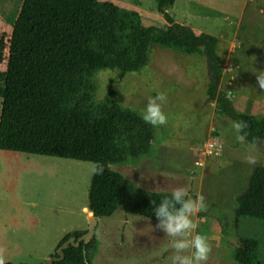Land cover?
<instances>
[{
  "label": "rangeland",
  "instance_id": "rangeland-1",
  "mask_svg": "<svg viewBox=\"0 0 264 264\" xmlns=\"http://www.w3.org/2000/svg\"><path fill=\"white\" fill-rule=\"evenodd\" d=\"M111 2L144 26L166 29L156 0ZM23 0H0V51L8 47ZM176 23L219 41L223 77L219 94L229 97L240 113L264 117V90L256 74L264 71V0H177L165 9ZM0 57V71H5ZM210 62L202 52L164 49L152 45L149 63L121 78L114 70L94 77L96 100L112 88L118 107L141 117L149 96L166 94L162 110L167 123L153 128L152 150L138 160L111 166L135 186L149 192L186 187L205 197L206 208L194 217L195 233L208 238L205 264H238L235 249L241 238L260 244L264 263V223L245 219L235 224L236 199L248 188L255 168L264 167V146L240 142L232 120L217 114L208 87ZM2 98H0V117ZM256 157L248 164L245 158ZM94 163L32 153L0 150V261L45 264L54 258L65 236L88 232L92 214L89 191ZM157 222L119 208L98 220L93 239L98 243L93 264H171L173 238Z\"/></svg>",
  "mask_w": 264,
  "mask_h": 264
},
{
  "label": "trees",
  "instance_id": "trees-1",
  "mask_svg": "<svg viewBox=\"0 0 264 264\" xmlns=\"http://www.w3.org/2000/svg\"><path fill=\"white\" fill-rule=\"evenodd\" d=\"M169 26H144L124 8L99 0H23L8 47L0 57V150L32 153L104 165L93 175L89 211L99 220L121 208L126 213L157 222L153 215L167 192L135 186L111 166L138 160L151 153L153 134L140 116L118 107L112 88L108 98L96 100L94 77L101 70L121 78L149 63L152 45L197 54L210 62L213 81L208 87L217 114L246 121L245 141L264 146V117L240 113L228 96L219 94L223 77L219 41L176 23L165 9L177 0H156ZM235 224L245 219L264 223V167L255 168L247 190L236 199ZM87 232H72L78 241ZM98 243L70 246L52 264H93ZM260 244L241 238L234 252L238 264L260 263ZM56 258H61L58 254ZM11 264V263H5Z\"/></svg>",
  "mask_w": 264,
  "mask_h": 264
},
{
  "label": "clouds",
  "instance_id": "clouds-1",
  "mask_svg": "<svg viewBox=\"0 0 264 264\" xmlns=\"http://www.w3.org/2000/svg\"><path fill=\"white\" fill-rule=\"evenodd\" d=\"M256 84L259 89L264 90V71L256 74ZM167 97L164 92H158L155 96H149L141 119L145 124L153 128L163 126L167 123V116L162 110V105ZM248 124L246 121H233L232 128L237 134L236 139L243 142L246 139ZM248 164H255L256 157L249 155L245 158ZM93 175H102L105 167L94 163L91 168ZM206 208L203 194H190L186 187H175L170 196H164L158 204H154L153 215L157 220L156 228L167 236L173 238L172 248L174 255L171 264H205L210 252L208 238L195 233L197 224L193 217ZM3 264V261H0Z\"/></svg>",
  "mask_w": 264,
  "mask_h": 264
},
{
  "label": "water",
  "instance_id": "water-1",
  "mask_svg": "<svg viewBox=\"0 0 264 264\" xmlns=\"http://www.w3.org/2000/svg\"><path fill=\"white\" fill-rule=\"evenodd\" d=\"M97 224H98V219L94 216V213H92L88 232L78 241H76L75 237H72L68 241L64 242L57 253L59 256H61V258H56V257L51 258L45 264H52L54 261L64 258V251L70 246L79 247L82 242H84L85 246L88 245L93 240L96 234Z\"/></svg>",
  "mask_w": 264,
  "mask_h": 264
},
{
  "label": "bare ground",
  "instance_id": "bare-ground-1",
  "mask_svg": "<svg viewBox=\"0 0 264 264\" xmlns=\"http://www.w3.org/2000/svg\"><path fill=\"white\" fill-rule=\"evenodd\" d=\"M89 214H90V211H88V210H86ZM91 214H92V212H91Z\"/></svg>",
  "mask_w": 264,
  "mask_h": 264
}]
</instances>
